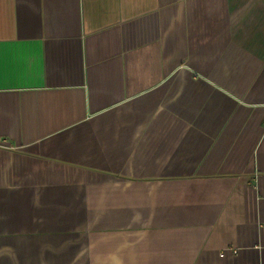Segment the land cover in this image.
<instances>
[{
    "label": "crops",
    "instance_id": "1",
    "mask_svg": "<svg viewBox=\"0 0 264 264\" xmlns=\"http://www.w3.org/2000/svg\"><path fill=\"white\" fill-rule=\"evenodd\" d=\"M0 264H264V0H0Z\"/></svg>",
    "mask_w": 264,
    "mask_h": 264
}]
</instances>
